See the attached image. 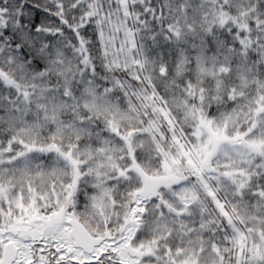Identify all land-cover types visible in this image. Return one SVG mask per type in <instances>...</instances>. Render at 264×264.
<instances>
[{"label": "snow or ice", "instance_id": "snow-or-ice-1", "mask_svg": "<svg viewBox=\"0 0 264 264\" xmlns=\"http://www.w3.org/2000/svg\"><path fill=\"white\" fill-rule=\"evenodd\" d=\"M0 264H264V0H0Z\"/></svg>", "mask_w": 264, "mask_h": 264}]
</instances>
